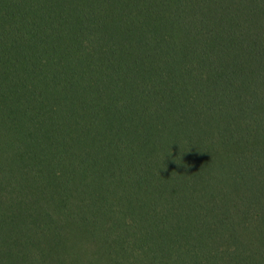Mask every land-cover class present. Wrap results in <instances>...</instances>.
I'll return each mask as SVG.
<instances>
[{"label": "trees", "instance_id": "obj_1", "mask_svg": "<svg viewBox=\"0 0 264 264\" xmlns=\"http://www.w3.org/2000/svg\"><path fill=\"white\" fill-rule=\"evenodd\" d=\"M0 264H264V0H0Z\"/></svg>", "mask_w": 264, "mask_h": 264}]
</instances>
